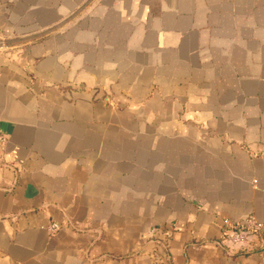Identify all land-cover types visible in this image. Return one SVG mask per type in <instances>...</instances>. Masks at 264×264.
<instances>
[{
    "label": "crops",
    "instance_id": "1",
    "mask_svg": "<svg viewBox=\"0 0 264 264\" xmlns=\"http://www.w3.org/2000/svg\"><path fill=\"white\" fill-rule=\"evenodd\" d=\"M0 127V264H264V0H0Z\"/></svg>",
    "mask_w": 264,
    "mask_h": 264
},
{
    "label": "built area",
    "instance_id": "2",
    "mask_svg": "<svg viewBox=\"0 0 264 264\" xmlns=\"http://www.w3.org/2000/svg\"><path fill=\"white\" fill-rule=\"evenodd\" d=\"M6 140V134L0 127V158L4 155ZM223 223L221 243L224 245L226 243L233 246L239 245L241 247H248L251 243L250 237L252 235L260 233L264 234V222L253 215H248L240 220L224 218ZM49 228L53 232L57 231L59 223L52 222ZM152 231L156 232L155 229Z\"/></svg>",
    "mask_w": 264,
    "mask_h": 264
}]
</instances>
